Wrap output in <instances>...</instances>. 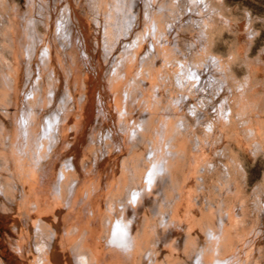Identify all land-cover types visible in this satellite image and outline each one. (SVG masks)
Masks as SVG:
<instances>
[{
	"label": "bare ground",
	"instance_id": "obj_1",
	"mask_svg": "<svg viewBox=\"0 0 264 264\" xmlns=\"http://www.w3.org/2000/svg\"><path fill=\"white\" fill-rule=\"evenodd\" d=\"M25 1L0 0L19 264H264V173L251 195L238 151L264 155V47L216 53L239 28L216 0Z\"/></svg>",
	"mask_w": 264,
	"mask_h": 264
},
{
	"label": "rangeland",
	"instance_id": "obj_2",
	"mask_svg": "<svg viewBox=\"0 0 264 264\" xmlns=\"http://www.w3.org/2000/svg\"><path fill=\"white\" fill-rule=\"evenodd\" d=\"M16 1L20 6H26L25 0ZM216 2L221 8L223 7L222 10L224 13L226 12L225 15L232 18L235 21L236 25L239 26V28H237L238 30H230V28H226L223 32V39L216 40L214 51L223 55L224 57H227L229 49L233 47L235 48L236 46L238 47L241 41L245 38L244 35H246V38H251V41L249 43L250 45H248L247 47L248 50H246L245 52L246 55H250L252 57L258 55V53L260 52L259 50L264 47V0H216ZM243 25L244 27H242ZM250 27L252 28L250 32L255 29L256 32L254 34L246 32L250 29ZM241 28L246 31H240ZM241 32L242 34H240ZM230 45L231 47H229ZM9 54L11 53H8L9 59L11 61L13 60L12 62L15 63L13 53L11 55ZM230 59H232V56L230 57ZM244 68L245 63L238 66L237 70L239 76H241L245 71ZM231 142V145L234 143L235 146H232L236 147V143L233 141ZM238 151L239 154H242V156L240 154V157L243 158L242 160L244 161L247 170L249 169L247 191L252 195V186H254L256 182L262 181L263 179L262 176L264 173V155L262 153L260 154V152L257 155H253V161L249 158L246 151ZM16 237L17 234L15 232V229L11 227L10 220L6 217V215L0 213V254L3 259L7 260L10 264H19V257L12 247V242L16 243Z\"/></svg>",
	"mask_w": 264,
	"mask_h": 264
}]
</instances>
